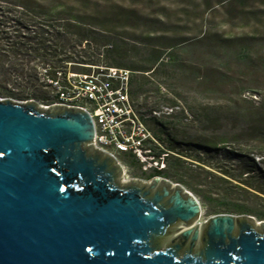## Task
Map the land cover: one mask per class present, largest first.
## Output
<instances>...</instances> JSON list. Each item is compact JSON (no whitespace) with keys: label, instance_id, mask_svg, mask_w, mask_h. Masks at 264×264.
I'll return each instance as SVG.
<instances>
[{"label":"water","instance_id":"water-1","mask_svg":"<svg viewBox=\"0 0 264 264\" xmlns=\"http://www.w3.org/2000/svg\"><path fill=\"white\" fill-rule=\"evenodd\" d=\"M93 136L83 109L0 98V264H264V231L249 214L211 215L198 250V226L181 233L190 247L162 245L200 201L171 182L144 199L149 181L118 176Z\"/></svg>","mask_w":264,"mask_h":264},{"label":"rangeland","instance_id":"rangeland-1","mask_svg":"<svg viewBox=\"0 0 264 264\" xmlns=\"http://www.w3.org/2000/svg\"><path fill=\"white\" fill-rule=\"evenodd\" d=\"M38 1L52 9L50 12L54 15L70 11L102 17L108 14L109 6L121 4L148 18L150 24L119 29L128 38L160 44L177 42V46L167 50L182 66L178 67L182 73L175 80L163 75L158 79L162 92L174 81L173 88L182 95L174 108L181 118L175 127L167 125L176 138L175 146L199 156L200 159H190L194 162L190 166L196 171L193 173L199 174L198 178L203 179L206 172H212L216 182L226 170L233 181L232 188L228 189L230 197L264 210L263 199L235 186L240 184L238 179H242L264 190V0ZM1 23L8 33H15L16 21L11 16L2 18ZM209 68L225 74L228 84L205 86L200 75ZM146 94L150 104L153 100L158 104V116L171 111L166 99L158 98L153 91ZM204 107L213 114L210 121L203 120ZM127 167L126 174L118 175H122L123 180L149 181L137 165ZM150 170L147 167V172ZM183 178L189 177L184 175ZM170 182L179 184L185 192L198 198L202 206L201 220L213 214L196 190L176 179ZM216 186L223 190L220 184ZM197 188L206 189V185ZM252 220L256 228L264 231V219L253 216ZM171 237L172 234L168 235L162 245L169 243Z\"/></svg>","mask_w":264,"mask_h":264},{"label":"trees","instance_id":"trees-1","mask_svg":"<svg viewBox=\"0 0 264 264\" xmlns=\"http://www.w3.org/2000/svg\"><path fill=\"white\" fill-rule=\"evenodd\" d=\"M51 10L38 0H0V96L18 99L43 97L40 69L47 67L49 73L54 74L58 68L67 67L65 62H74L71 66L74 70L89 69L79 63L126 67L131 70L130 96L147 115V123L155 124L149 126L161 144V147L157 146L155 155L163 154L164 166L152 168L146 177L164 176L193 188L213 214H251L264 219V210L230 197L228 189L232 188L233 181L226 170L216 182L213 181L216 176L212 172H206L203 179L198 178L199 174L193 173L196 171L190 166L194 163L190 159H200L199 156L175 146L176 138L167 125L173 128L178 118H181V114L176 113L174 108L182 95L173 88L174 81L169 89L162 92V84L158 79L163 75L175 80L182 73V66L172 57L173 53L167 50L177 46V42L160 44L147 39L135 41L128 38L119 29L150 24L148 18L141 17L134 9L125 8L121 4L109 6L108 14L103 17L70 11L54 15ZM9 16L16 21L15 33L11 34L1 23L2 18ZM32 60L35 61L31 63ZM200 77L205 86L227 83L225 74L211 68ZM148 91H153L158 98L166 99V106L171 107V111L161 116L154 114L153 111L159 109V106L154 104L155 100L150 104L146 94ZM169 93L172 96H168ZM202 110H205L203 120L210 121L213 114L205 107ZM124 158L130 166L140 167L134 158L128 155H124ZM184 175L189 178H183ZM238 180L240 184H236V187L264 200V190L245 180ZM217 184L223 186V190L217 189ZM198 185H206V189L197 188Z\"/></svg>","mask_w":264,"mask_h":264},{"label":"built area","instance_id":"built-area-1","mask_svg":"<svg viewBox=\"0 0 264 264\" xmlns=\"http://www.w3.org/2000/svg\"><path fill=\"white\" fill-rule=\"evenodd\" d=\"M65 64L66 68H58L54 74H50L47 67L40 69L43 97L17 101H34L44 110L56 109L60 105L83 109L93 120L94 149L117 161L128 155L145 170L147 167H163V154L155 155L161 144L146 121L147 115L130 96L131 70L85 63L79 64L87 66L88 70H74L71 68L74 62Z\"/></svg>","mask_w":264,"mask_h":264},{"label":"flooded vegetation","instance_id":"flooded-vegetation-1","mask_svg":"<svg viewBox=\"0 0 264 264\" xmlns=\"http://www.w3.org/2000/svg\"><path fill=\"white\" fill-rule=\"evenodd\" d=\"M92 152V151H90ZM93 153V152H92ZM121 161V162H120ZM120 161H117L116 164H119L120 167H121V173L122 174H126V168L128 169L127 166H129V163H128V160H126L124 157L121 158ZM142 170H141V173L144 174L145 172V177H146V173H147V170L143 169V166L142 164H140V167ZM152 169V168H151ZM120 173V174H121ZM119 174V175H120ZM145 180H149V184L146 185V188H143L140 192H139V195L142 196L144 199H146L149 195L153 196L155 192H159L160 194L163 193L164 191V188H165V184L166 183H169L170 182V179L169 178H166L164 176H151V177H146ZM119 185L120 182H118ZM132 184H135V183H132ZM126 185H129V184H126ZM169 193L167 196H165L164 198H162V202L163 203H166L167 200H169L170 198V195H172L174 193V189H171L170 190L168 189ZM146 193V194H145ZM149 193V194H148ZM216 214V213H215ZM213 215V214H212ZM208 220L209 218L205 219V220H201V213L198 215L197 218H195L193 220V222L190 224V225H186L183 221L179 220L178 222H176L174 225H172L170 227V229L168 230V234L171 235L172 234V237L170 239V242L169 243H172V244H179L181 246H183L184 248H188L190 247L191 245V235L189 237L188 240H184V238L181 236V233L187 229L188 227H195V226H198L199 227V233H198V237L196 240H194L193 242V245H192V249L193 251L194 250H198L202 247L203 245V242H202V234H203V230L204 228L206 227V225L208 224Z\"/></svg>","mask_w":264,"mask_h":264}]
</instances>
